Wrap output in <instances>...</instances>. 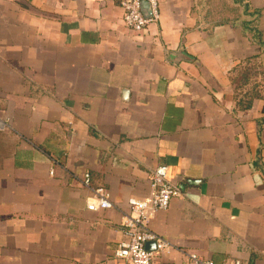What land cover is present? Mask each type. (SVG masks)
Listing matches in <instances>:
<instances>
[{"label":"crops","instance_id":"crops-1","mask_svg":"<svg viewBox=\"0 0 264 264\" xmlns=\"http://www.w3.org/2000/svg\"><path fill=\"white\" fill-rule=\"evenodd\" d=\"M120 2L0 0V264H129L159 165L182 196L155 264H264V0H157L140 33ZM86 172L115 207L87 208Z\"/></svg>","mask_w":264,"mask_h":264},{"label":"built area","instance_id":"built-area-1","mask_svg":"<svg viewBox=\"0 0 264 264\" xmlns=\"http://www.w3.org/2000/svg\"><path fill=\"white\" fill-rule=\"evenodd\" d=\"M124 11V22L127 28L140 33L148 26L160 19L157 0H151V14L145 16L142 12V0H121ZM8 122L0 118V131L10 129ZM153 195L149 200H129L130 214L124 223V237L115 248L114 256L117 260H123L129 264H155L158 255H167L175 247L165 237L155 233L151 227V221L161 210L169 208L173 198L181 197L182 190L169 177V167L159 165L151 175ZM83 185L93 189L94 196L87 203L90 211L106 210L115 207L110 192L105 187L93 188L92 176L89 172L84 174ZM154 244L155 249H149L148 245ZM192 264H216L212 260H206L195 252L187 253ZM235 264H241L235 262Z\"/></svg>","mask_w":264,"mask_h":264},{"label":"water","instance_id":"water-1","mask_svg":"<svg viewBox=\"0 0 264 264\" xmlns=\"http://www.w3.org/2000/svg\"><path fill=\"white\" fill-rule=\"evenodd\" d=\"M148 248H149V249H155V246H154V244H149V245H148Z\"/></svg>","mask_w":264,"mask_h":264}]
</instances>
